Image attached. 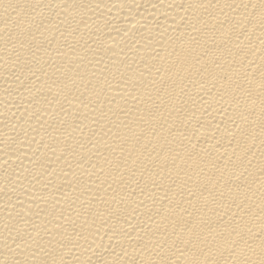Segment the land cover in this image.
<instances>
[{
	"label": "bare ground",
	"instance_id": "obj_1",
	"mask_svg": "<svg viewBox=\"0 0 264 264\" xmlns=\"http://www.w3.org/2000/svg\"><path fill=\"white\" fill-rule=\"evenodd\" d=\"M0 264H264V0H0Z\"/></svg>",
	"mask_w": 264,
	"mask_h": 264
}]
</instances>
